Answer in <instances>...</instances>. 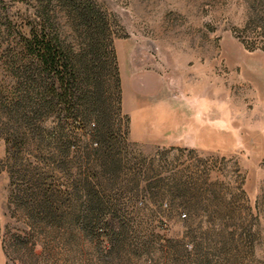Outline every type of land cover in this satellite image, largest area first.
<instances>
[{"label":"rangeland","instance_id":"rangeland-1","mask_svg":"<svg viewBox=\"0 0 264 264\" xmlns=\"http://www.w3.org/2000/svg\"><path fill=\"white\" fill-rule=\"evenodd\" d=\"M94 1L121 81L108 159L91 123L66 153L56 115L5 110L33 0H0V264H264V0ZM30 180L70 194L58 218L15 199Z\"/></svg>","mask_w":264,"mask_h":264},{"label":"trees","instance_id":"trees-1","mask_svg":"<svg viewBox=\"0 0 264 264\" xmlns=\"http://www.w3.org/2000/svg\"><path fill=\"white\" fill-rule=\"evenodd\" d=\"M61 13L71 22L77 47L62 38ZM21 44L11 69L17 75V92L23 95L5 110L20 122L29 119V111L35 119L56 115L59 123L53 127L51 139L66 153L70 148L68 132L83 131L91 123L95 153L103 152L108 159L111 129L107 112L112 98L120 104L121 81L107 20L99 5L94 0H33V15ZM36 182L30 180L15 199L42 220L58 218L61 210L55 204L68 202L70 194L53 191L50 186L40 188ZM85 195L83 210L89 213L88 218L96 211L95 201L101 199L87 186Z\"/></svg>","mask_w":264,"mask_h":264}]
</instances>
